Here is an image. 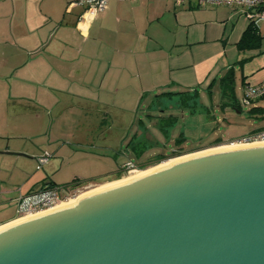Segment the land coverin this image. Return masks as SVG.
Returning <instances> with one entry per match:
<instances>
[{"label": "rangeland", "instance_id": "rangeland-1", "mask_svg": "<svg viewBox=\"0 0 264 264\" xmlns=\"http://www.w3.org/2000/svg\"><path fill=\"white\" fill-rule=\"evenodd\" d=\"M3 1L6 2L3 12L0 11V34L11 41L14 38L5 28L11 29L8 13L15 0ZM233 16L232 35L224 41L218 71L197 87V112L182 110L176 98L157 97L162 92L184 88L177 83L154 87L160 81L146 72L141 78L129 76L122 81H103V77L88 80L93 89L89 92L82 90L78 81H62L49 75L54 73V66L65 69L67 64L60 60L28 55L17 44L12 48L13 58L21 68L12 70L18 65L11 64L10 53H0V214L16 215L10 198L16 196L18 187L25 195L36 184L49 179L71 193L76 192L75 197L129 176L131 172L119 170L123 165L132 163L137 170H146L170 159L231 144L232 140L264 128V98L249 105L244 103L245 83L264 79V21L257 28L260 45L240 50L237 42L250 20L239 9ZM0 45V52H4L3 43ZM100 66L96 65V69ZM142 68L146 71L145 65ZM230 69L235 81L236 108L222 105L220 78ZM40 71L46 74L39 76ZM216 73L220 77L214 82ZM170 116L176 122L166 135L156 122ZM181 133L185 141L178 147L175 140ZM143 137L157 144L138 155L133 144ZM217 139L226 143L209 145ZM176 149L182 154L171 157ZM46 154L48 161L40 164L39 158ZM159 155L168 158L141 167ZM77 179L83 185L73 189L69 185Z\"/></svg>", "mask_w": 264, "mask_h": 264}, {"label": "water", "instance_id": "water-1", "mask_svg": "<svg viewBox=\"0 0 264 264\" xmlns=\"http://www.w3.org/2000/svg\"><path fill=\"white\" fill-rule=\"evenodd\" d=\"M0 264H264V143L191 153L2 226Z\"/></svg>", "mask_w": 264, "mask_h": 264}, {"label": "crops", "instance_id": "crops-1", "mask_svg": "<svg viewBox=\"0 0 264 264\" xmlns=\"http://www.w3.org/2000/svg\"><path fill=\"white\" fill-rule=\"evenodd\" d=\"M79 1H13L8 13L11 29L7 27L5 31L14 40L0 34V44L6 49L0 53L4 56L10 53L13 58L12 48L18 44L28 55L60 60L67 64L65 69L54 66V73L49 75L62 81H78L82 90L89 92L93 89L88 80L103 77V81L109 78L122 81L129 76L141 78L143 72L160 81L154 87L177 83L184 88L179 91L191 90L205 84L218 71L224 41L232 35L230 23L238 10L226 5L199 6L196 0H184L181 4L176 0H109L102 12L86 21L82 18L86 6ZM5 2L0 0L2 12ZM14 63L18 66L9 69L21 68L13 58L11 64ZM98 64L102 67L96 69ZM141 65H145L146 71ZM218 73L214 80L220 77ZM45 74L39 72V76ZM220 143L226 142L209 145ZM125 166L119 170L123 171ZM43 181L27 193L42 188ZM15 194L10 201L15 204L16 215L0 214V227L23 217L17 208L22 188L18 187Z\"/></svg>", "mask_w": 264, "mask_h": 264}, {"label": "built area", "instance_id": "built-area-1", "mask_svg": "<svg viewBox=\"0 0 264 264\" xmlns=\"http://www.w3.org/2000/svg\"><path fill=\"white\" fill-rule=\"evenodd\" d=\"M109 0H80L79 3L86 6V11L82 18L86 21L94 19L102 12ZM199 6L205 5H226L241 10L250 20V23L258 28V23L264 21V0H196ZM184 0H176L177 4ZM264 98V79L257 83L246 82L244 85V103L249 105L258 99ZM231 144H253L264 142V128L251 133L241 139L230 141ZM49 159V155L39 158L40 164H44ZM132 163L125 166L123 170L129 172L137 171ZM76 193V192H75ZM71 193L64 186L53 185L42 187L37 191L20 195L17 199L18 212L23 216L35 214L49 210L59 203L68 200L75 194Z\"/></svg>", "mask_w": 264, "mask_h": 264}, {"label": "trees", "instance_id": "trees-1", "mask_svg": "<svg viewBox=\"0 0 264 264\" xmlns=\"http://www.w3.org/2000/svg\"><path fill=\"white\" fill-rule=\"evenodd\" d=\"M261 41V35L259 34V30L257 27L252 25V23H248L246 29L244 30L240 40L237 42V46L240 50H245L247 48H252L260 45ZM216 80H214L215 82ZM234 75H233V69H230L227 74H225L223 77L220 78V86L222 91V105L223 106H232L237 107V100L234 96ZM157 97H167L169 99L176 98L177 104L182 110H190L191 112H197L198 108L200 107L198 102V88H194L191 90H183V91H172V92H162L160 94L156 95ZM175 118L173 116L170 117H160L158 122H156L157 127L163 131L166 135H168V132L170 129L174 126ZM184 133H181V136H179L175 140V144L179 147L182 145V143L185 141ZM220 139H217L213 143H219ZM157 143L154 142L150 138H144L142 141L136 142L133 144L134 149L136 150V153L140 155L144 150H146L148 147L155 146ZM207 146V145H206ZM181 150L176 149L173 152V156L181 155ZM170 157V156H169ZM168 158V156L159 155L156 157V159L153 162H147L144 165H141V167H146L150 163H159L160 161ZM82 181L80 179L75 180L70 184L72 188L79 187L82 185ZM55 185L52 181H43L42 187H48Z\"/></svg>", "mask_w": 264, "mask_h": 264}, {"label": "bare ground", "instance_id": "bare-ground-1", "mask_svg": "<svg viewBox=\"0 0 264 264\" xmlns=\"http://www.w3.org/2000/svg\"><path fill=\"white\" fill-rule=\"evenodd\" d=\"M261 143H264V142H261ZM236 145H241V144H236V143L233 144V146H236ZM187 156L188 155H184V156H181V157H177V158H174V159L167 160V161H165V162H163V163H161V164H159V165H157L155 167H152V168H149V169H146V170H137V171L131 172V174L129 176H127V177H125L123 179H120V180H117V181H113V182H110V183L95 187V188H93V189H91L89 191L83 192L82 194H79V195H77L75 197L69 198L68 200L59 203L58 205H56L55 207H53V208H51L49 210H52V209H55V208H58V207H61V206L76 202V201H78L79 198H81L84 195H87L89 193L101 190L103 188H106V187H109V186H112V185H115V184L130 180V179H134V178L140 176L141 174L146 173V172H148V171H150L152 169L159 168V167H162V166H165V165H169V164L173 163L174 161H177V160H179L181 158H185ZM46 211H48V210H46ZM42 212H45V211H42ZM42 212H39V213H42ZM39 213L29 214V215H27L25 217H22L21 219H24V218H27V217H30V216H33V215H36V214H39Z\"/></svg>", "mask_w": 264, "mask_h": 264}]
</instances>
